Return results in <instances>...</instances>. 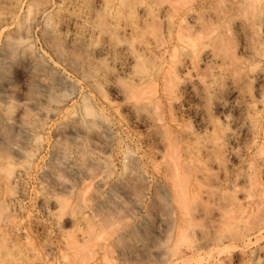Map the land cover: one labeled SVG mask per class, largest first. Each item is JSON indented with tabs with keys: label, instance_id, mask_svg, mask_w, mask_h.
<instances>
[{
	"label": "rangeland",
	"instance_id": "374dc122",
	"mask_svg": "<svg viewBox=\"0 0 264 264\" xmlns=\"http://www.w3.org/2000/svg\"><path fill=\"white\" fill-rule=\"evenodd\" d=\"M2 1L0 13H13L15 19L7 30L0 23V133L7 135L0 153L7 157L11 145H19L27 175L25 194L13 206L8 196L20 189L6 188V169L0 174V264H264V0H65L75 1L69 20L59 12L64 0H47L48 29L25 22L32 0L15 7ZM77 4L91 13L85 26L77 18ZM191 15H197L194 22ZM65 24L89 38L92 48L110 46L111 52L99 57L92 48L65 42ZM133 24L139 26L134 34ZM19 37L27 39L26 48L9 57L8 67L3 62L8 41ZM180 38L195 43V53ZM118 41L142 54L131 75L113 74L112 60L127 61ZM144 46L150 48L142 51ZM203 48L213 59L202 60ZM172 61L180 66L179 76L166 88L161 71ZM41 82L56 86L44 99ZM170 85L177 92L173 101L167 95ZM116 86L128 92V100L118 97ZM137 98L142 101L133 113L129 105ZM22 101H32V109L21 110ZM19 117L29 123L27 133L13 130ZM73 123L75 132L69 129ZM168 145L173 153L181 149L182 156L195 152V167L190 164L195 170L187 169L180 183L182 210L163 177L173 159L167 153L171 159L165 158ZM192 178L198 180L195 188ZM53 199L60 207L48 205Z\"/></svg>",
	"mask_w": 264,
	"mask_h": 264
},
{
	"label": "bare ground",
	"instance_id": "6f19581e",
	"mask_svg": "<svg viewBox=\"0 0 264 264\" xmlns=\"http://www.w3.org/2000/svg\"><path fill=\"white\" fill-rule=\"evenodd\" d=\"M2 1V0H1ZM5 3H9V4H7V5H12V6H17L18 4L19 5H21L20 4V0H3ZM2 1V2H3ZM33 1V2H32ZM31 2H32V5L31 6H29L28 7V10L27 11H25L26 12V14L24 13V16H25V18H24V20H25V22L28 24V25H30V26H35V25H42L43 27H46L47 29H48V27H47V25H49V22L47 21V19H48V17L49 16H45L46 15V7L47 6H49V5H45L44 3L47 1V0H32ZM68 1V0H67ZM67 1H61L60 3V10H59V12H62L64 15H66L67 17H68V20H69V16H68V13L69 12H74V11H72V10H74L71 6V3L73 2V1H71V3H68ZM21 2H23L22 0H21ZM25 2V1H24ZM23 2V3H24ZM57 2V1H56ZM59 2V1H58ZM4 3V4H5ZM75 3V1L72 3V4H74ZM108 3H110L109 1H108ZM27 4V3H26ZM44 4V5H43ZM47 4H48V2H47ZM80 4V3H79ZM0 5L1 6H3L1 3H0ZM23 5V4H22ZM78 5V4H77ZM76 5V6H77ZM5 6L6 5H4V8H5ZM11 6V7H12ZM44 6H46V7H44ZM74 6H75V4H74ZM79 6V5H78ZM83 6V5H82ZM9 7V6H8ZM80 7V6H79ZM109 7V6H108ZM27 8V7H26ZM81 8H83V7H80V9L78 8V10L77 11H79V14H77V18L80 20V22L82 21L83 22V20H85V19H88L89 17H92V16H90V14H88V13H86V12H84ZM111 8V7H110ZM0 9H1V7H0ZM18 9V8H17ZM23 9V8H22ZM48 9V8H47ZM109 9V8H108ZM5 10V9H4ZM8 10V9H7ZM14 10V9H13ZM50 10V9H49ZM49 10H47V11H49ZM76 10V9H75ZM2 11V10H1ZM0 11V12H1ZM108 11V10H107ZM112 11V10H111ZM118 11H119V9H118ZM3 12V11H2ZM5 12V11H4ZM23 12V11H22ZM58 12V10L56 11V13ZM76 12V11H75ZM109 12V11H108ZM62 13L61 14H59V13H57L58 15H62ZM13 14V13H12ZM12 14H8V13H0V23L2 24H5V26L4 27H6L5 29L7 30V26H10V25H14V19H13V17H12ZM22 14V13H21ZM20 14V15H21ZM52 14V13H51ZM70 14V13H69ZM191 14V13H190ZM263 14V13H262ZM17 15V14H16ZM15 15V16H16ZM48 15V14H47ZM76 15V14H75ZM93 15H94V13H93ZM14 16V15H13ZM23 16V15H22ZM63 16V15H62ZM196 17H197V15H195ZM194 15H191V18H192V20L193 21H191V22H194V19L196 18ZM262 16V15H261ZM19 17V16H18ZM51 17H52V15H51ZM21 18V17H20ZM60 18V17H59ZM63 18V17H62ZM76 18V19H77ZM94 18V17H93ZM89 19L91 22L93 21V20H95V19ZM18 19V18H17ZM46 19V20H45ZM51 19V18H50ZM50 19H48V20H50ZM76 19H73V20H76ZM188 19H190V18H188ZM19 20V19H18ZM67 20V19H66ZM71 20V19H70ZM72 20V21H73ZM88 20V21H89ZM191 20V19H190ZM61 21V20H60ZM71 21V22H72ZM78 21V20H77ZM77 21H76V23H77ZM87 21V20H86ZM85 21V22H86ZM22 22H24L23 20H22ZM63 22L64 23H66L65 21H64V19H63ZM79 22V21H78ZM94 22V21H93ZM195 22H196V20H195ZM18 23V22H17ZM25 23V24H26ZM60 23H62V22H60ZM63 23V24H64ZM75 23V22H74ZM74 23H73V25H74ZM84 23V22H83ZM88 23V22H87ZM96 24H97V22H95ZM15 24H16V21H15ZM20 24H22V23H20ZM20 24L19 25H17L16 27H18L19 26V28H20ZM26 24V25H27ZM68 24V23H67ZM81 24V23H80ZM85 24L86 23H84V24H82V25H84L85 26ZM91 24H94V23H91ZM23 25H24V23H23ZM27 25V26H28ZM51 25V24H50ZM58 25V24H57ZM60 25V24H59ZM98 25V24H97ZM96 25V26H97ZM1 26V25H0ZM2 26V27H3ZM76 26H78L79 28L81 27V26H79V24L78 25H76ZM120 27H121V25H119ZM126 26V25H125ZM12 27V26H11ZM24 27V26H23ZM36 27V26H35ZM39 27V26H38ZM53 27V26H52ZM54 27H55V25H54ZM61 27H62V25H61ZM64 28V30L62 29V31H64L63 32V39H64V41L65 42H69L70 44H78L79 46H81L82 48H86L87 50H89V49H91L92 47H91V44L90 43H92V42H89V38L87 39L86 38V36L85 35H80L79 34V32L78 31H76V30H70L69 28H68V26L65 24L64 26H63ZM69 27H71V25L69 24ZM87 27H90L89 29H91V26H87ZM87 27H86V29H87ZM127 27V26H126ZM255 27V26H254ZM31 28V27H30ZM37 28V27H36ZM46 28H44V29H46ZM75 27H73V29H74ZM78 28V29H79ZM94 28H96V27H94ZM131 29H130V31L134 34L135 32H137L138 30H139V26L137 25V24H133V25H131V27H130ZM10 29H12V28H10ZM15 29V28H14ZM20 29H23L22 28V26H21V28ZM20 29H15V30H20ZM25 29V28H24ZM26 29H29V26H28V28H26ZM43 29V30H44ZM46 29V30H47ZM50 30H49V32H51V30L53 29V28H49ZM60 29V28H59ZM89 29H87V30H89ZM96 29H100L99 28V26L96 28ZM3 30H4V28H3ZM3 30H1V32H3ZM5 30V31H6ZM85 30V29H84ZM92 30V29H91ZM98 30H96L97 32L96 33H98L99 31ZM103 31V29H100V32H101V34L100 35H103L104 34V32L102 33V31ZM104 30H106V29H104ZM107 30H109V29H107ZM106 30V31H107ZM125 30V29H124ZM22 31H24V30H22ZM29 30H27V31H25L26 32V35H28V32ZM48 31V30H47ZM46 31V32H47ZM59 31V30H58ZM62 31H60V33L62 32ZM80 31V30H79ZM86 31V30H85ZM90 31V30H89ZM95 31V29L93 30V32ZM111 31V30H110ZM0 32V33H1ZM54 32V33H53ZM82 32H83V30H82ZM81 32V33H82ZM86 32H88V31H86ZM85 32V33H86ZM92 32V33H93ZM108 32V31H107ZM111 32H114V31H111ZM119 32V31H118ZM117 32V33H118ZM121 32V31H120ZM44 33V32H43ZM52 33H53V36L56 34L55 33V31H53L52 30ZM89 33V32H88ZM95 33V34H96ZM2 34V33H1ZM23 34H25V33H23ZM46 34V33H45ZM47 34H48V32H47ZM46 34V35H47ZM84 34V33H83ZM116 34V32H114V35ZM120 34H122V33H120ZM22 35V34H21ZM49 35V34H48ZM50 35H51V33H50ZM58 35H60V34H58ZM98 35V34H97ZM99 35V36H100ZM112 35V34H111ZM109 36L111 39H112V36ZM113 35V36H114ZM119 35V34H118ZM57 36V35H56ZM54 36L55 38H57L58 37V39L60 38L59 36ZM62 36H61V39H62ZM89 37L90 36H92V35H88ZM104 36H106L105 34L103 35V37ZM107 36V37H108ZM116 36V35H115ZM114 36V37H115ZM45 37V36H44ZM52 37V36H51ZM93 37V36H92ZM102 37V38H103ZM114 37H113V40H114ZM14 38V37H13ZM13 38H11V39H13ZM47 38H48V41H49V36H47ZM55 38H53V39H55ZM109 38V39H110ZM9 39H10V37H9ZM16 39V38H15ZM11 40V41H8L9 43V45L8 44H6V45H8V49L6 50V55L7 56H5V54H3V57L5 56V58H4V60H3V62H4V64L5 65H7L8 67H9V65L11 64V62H10V56L12 57V56H14L15 54H16V52H17V50L19 49V48H21V50H22V47L25 49L26 47H24V45H25V41L26 42H28L27 41V39L24 41V39L23 38H21V37H19V38H17L16 40ZM58 39H55V40H58ZM91 39V38H90ZM104 39H105V37H104ZM108 39V40H109ZM110 39V40H111ZM184 39V38H183ZM182 38H180V41H185V40H183ZM46 40V39H45ZM120 40V39H119ZM7 41V40H6ZM47 41V40H46ZM50 41H53V40H50ZM63 41V42H64ZM105 41V40H104ZM58 42H59V40H58ZM61 42V41H60ZM111 42H112V40H111ZM114 43H115V40L113 41ZM7 43V42H6ZM53 43V42H52ZM51 43V44H52ZM56 43V42H55ZM68 43V44H69ZM107 43H110L109 41L107 42ZM119 41H118V45H119ZM184 44L186 43V45H187V47L186 48H188V49H190L191 50V52L192 53H195V47H196V45H195V43H193V42H191V41H189V40H186L185 42H183ZM60 44V43H59ZM64 45H65V43H63ZM55 45H58V43H56ZM67 45V44H66ZM71 45V46H72ZM104 45V44H103ZM110 45V44H109ZM114 45V44H113ZM113 45H112V47H113ZM114 46H116V45H114ZM119 46H121V48H120V50H122L123 52H122V54L124 55V56H126V60L127 61H123V59H125V58H120V59H116V60H112L113 61V64H111L112 66H113V69H114V71H113V74L115 75V76H117V77H119L120 75L122 76V75H124V76H126L125 74H129V75H131V73L135 70V67H136V65H137V63L139 62V59L141 58V53L139 52V51H136V50H134L133 48H132V46L131 45H124L123 43L122 44H120ZM58 47V46H57ZM69 47V46H68ZM67 47V48H68ZM110 47V46H109ZM109 47H104V48H100V49H97V48H92L91 49V52L93 53V52H95V53H98V56H99V54H102L103 52H105V50H108V51H110L111 50V48H109ZM147 48H150L149 46H146ZM145 46H144V48H142V51H147V48H146ZM61 49L62 47H61V45L57 48V50L58 49ZM64 48V47H63ZM81 48V49H82ZM116 48V47H115ZM118 48V47H117ZM197 48V47H196ZM29 49V48H28ZM55 49V48H54ZM77 49V48H76ZM204 49V50H203ZM203 49H200V50H202L201 52H199V54L200 55H202V60H204L205 62H207L206 61V59H209V58H212V57H214V56H212L213 54L210 52V51H205V48H203ZM31 50V49H30ZM30 50H27L28 51V53H29V51ZM82 50H84V49H82ZM87 50H85V51H87ZM120 50H119V52H120ZM199 50V51H200ZM62 51H63V49L61 50V51H56L55 50V52L57 53V52H60V55H61V53H62ZM81 51V50H80ZM90 51V50H89ZM32 52V51H31ZM65 52H67V51H65ZM72 52V51H71ZM91 52H89V53H91ZM111 52V51H110ZM115 52H116V50H115ZM23 53V52H22ZM25 53V52H24ZM64 53V52H63ZM62 53V54H63ZM91 53V54H92ZM26 55H27V52L25 53ZM31 54V53H30ZM30 54H28V55H30ZM67 54V53H66ZM84 54V53H83ZM111 54H113V51H112V53ZM115 54V53H114ZM118 54H120V53H118ZM117 53H116V55H118ZM199 54L197 55V58L199 59H201V57H198L199 56ZM2 55V54H1ZM33 55V54H32ZM57 55H59V53H57ZM87 55H88V52H87ZM90 55V54H89ZM96 55V54H95ZM104 55H106V54H104ZM104 55H103V58H106V57H104ZM121 55V54H120ZM17 56V55H16ZM93 56V55H92ZM111 56V55H110ZM124 56H121V57H124ZM2 57V58H3ZM24 57V56H23ZM66 57V56H65ZM71 57H72V55H71ZM81 57V56H80ZM100 57V56H99ZM109 57V56H108ZM114 57H115V55H114ZM28 58V57H27ZM29 58H31V55H30V57ZM34 58V57H33ZM102 58V57H101ZM110 58V57H109ZM113 58V57H112ZM116 58V57H115ZM115 58H113V59H115ZM119 58V57H118ZM15 59V58H14ZM22 59V58H21ZM26 59V58H25ZM82 59H84L83 57H82ZM122 59V60H121ZM196 60V61H198V62H200L199 60ZM213 59V58H212ZM211 59V60H212ZM77 60V59H76ZM103 60V59H102ZM128 60L130 61L129 63H128ZM201 60V61H202ZM210 60V59H209ZM208 60V61H209ZM12 61V60H11ZM104 62L106 61V60H103ZM108 61V60H107ZM109 61H111V60H109ZM27 62V61H26ZM30 62V61H29ZM68 62V61H67ZM71 62V61H70ZM88 62V61H87ZM203 62V61H202ZM15 63V62H14ZM24 63V62H23ZM28 63V62H27ZM82 63V62H81ZM107 63V62H106ZM201 63V62H200ZM3 64V65H4ZM26 64V63H25ZM46 64H48V62L46 63ZM45 64V65H46ZM51 64V63H50ZM71 64H72V62H71ZM77 64H79V63H77ZM198 64V63H197ZM205 64V63H204ZM30 65V64H29ZM49 65V64H48ZM54 65H56V64H53V66H52V68L54 67ZM86 65V64H85ZM31 66V65H30ZM38 66V65H37ZM69 66H71V65H69ZM75 66H78V65H76L75 64ZM80 66V65H79ZM112 66H109V67H111V69H112ZM11 67V66H10ZM109 67L107 68V69H109ZM177 67H180V66H178L177 65V63L176 62H174V61H172V63L170 64V67H168V70L167 69H162V71H161V76H162V78H163V83L165 84V87L167 88L168 86H169V84H171L172 82H173V80L177 77V76H179L178 75V73H177ZM6 68V67H5ZM29 68V67H28ZM46 68V67H45ZM181 68H182V66H181ZM30 69V68H29ZM55 69V68H54ZM77 69V68H76ZM80 69V68H79ZM110 69V70H111ZM43 70H46V69H43ZM43 70H41V71H43ZM103 70H104V68H103ZM56 71V70H55ZM47 73V72H46ZM49 73V72H48ZM55 73V72H54ZM110 73V72H109ZM19 74V73H18ZM31 74V73H30ZM90 74V73H89ZM95 74V73H94ZM47 76V75H46ZM48 76L50 77V75L48 74ZM110 76V75H109ZM128 76V75H127ZM42 77V76H41ZM41 77H40V79H41ZM52 77V76H51ZM50 77V78H51ZM111 77V76H110ZM43 78V77H42ZM48 78V77H47ZM49 78V80L51 81V79ZM96 78H97V76H96ZM101 77H99V79H100ZM35 79V78H34ZM54 79V78H53ZM94 79H95V77H94ZM105 79V78H104ZM115 79V78H114ZM118 79H120V78H118ZM133 80H136V81H138V82H142V79H140L139 77H133L132 78ZM37 80H39V79H37ZM45 80V79H44ZM44 80H42L41 79V81H44ZM46 80H48V79H46ZM98 80V79H97ZM53 81V80H52ZM52 81H51V83H52ZM99 81H101V80H99ZM103 81V80H102ZM101 81V82H102ZM63 82V81H62ZM100 82V83H101ZM105 82H106V80H105ZM67 83V82H66ZM96 83V82H95ZM104 83V82H103ZM108 83H109V81H108ZM36 84H38V83H36ZM111 84V83H110ZM114 84V83H113ZM69 85V84H68ZM107 85V84H106ZM7 86V85H6ZM171 86V85H170ZM52 86L49 84V83H47V82H41L40 83V86H39V90H40V97L41 98H46L47 96H48V94L50 93V91H51V89L53 88V87H56V86H53L52 88H51ZM58 87V86H57ZM172 87V89L170 90V92L166 89L165 90V92L167 91V95H169L170 97H171V100L173 101V98H174V95L175 94H177V92H175V90L176 89H174L173 88V85L171 86ZM177 87L179 88V86L177 85ZM61 88V87H60ZM114 88H116L115 90H116V94L118 95V97L119 96H121L124 100H128V92L123 88V87H114ZM176 88V87H175ZM53 89H55V88H53ZM59 89V88H58ZM168 89H170V88H168ZM56 90V89H55ZM54 90V91H55ZM114 90V89H113ZM1 91H4V90H2L1 89ZM7 91V90H6ZM10 91V90H9ZM12 91V90H11ZM10 91V92H11ZM59 92H60V90H58ZM64 91V90H63ZM8 93V92H7ZM35 93V92H34ZM38 93V92H37ZM32 94V93H31ZM65 94V93H64ZM55 95H56V93H55ZM1 96H3L2 95V93H1ZM33 96V95H32ZM37 97H38V95H36ZM36 96H34V97H36ZM36 97V98H37ZM51 97V96H50ZM50 97L48 98V99H50ZM6 98L7 97H5V96H3L2 97V101H4V100H6ZM30 98H32V97H30ZM29 98V100H31ZM53 98V97H52ZM38 99H40L39 97H38ZM174 99H176V97L174 98ZM33 100V99H32ZM35 100V99H34ZM37 100V99H36ZM135 102H133L134 104H131L130 103V105H129V109H130V111H134L133 113H135V105L138 107V103L139 102H141L142 100L141 99H139V98H137V99H133ZM169 100H170V98H169ZM170 100V101H171ZM11 101V100H10ZM25 101H28V100H25ZM40 101H41V99H40ZM176 101V100H175ZM22 102H24V101H22ZM29 102H32V101H29ZM29 102L27 103H23L22 105H21V110H23V109H27V108H31V107H29L30 106V104H29ZM34 102V101H33ZM37 102V101H36ZM109 102H111V101H109ZM6 103V102H5ZM4 103V104H5ZM8 103V102H7ZM135 103H137V104H135ZM3 104V105H4ZM38 104H40V103H38ZM42 104V103H41ZM40 104V105H41ZM45 104V103H44ZM43 104V105H44ZM111 104V103H110ZM32 105V104H31ZM47 105V104H46ZM33 106H34V104H33ZM75 106V105H74ZM18 107H20V105L18 106ZM36 107H37V105H36ZM39 107V106H38ZM42 106H40V108H41ZM44 107V106H43ZM43 107H42V109H43ZM7 108V107H6ZM23 108V109H22ZM2 109V108H1ZM3 109H5V108H3ZM2 109V110H3ZM32 109V108H31ZM34 109H35V107H34ZM41 109V110H42ZM128 109V110H129ZM241 109V108H240ZM8 110V109H7ZM6 110V111H7ZM19 110V109H18ZM37 110V109H36ZM36 110H35V112H36ZM40 110V109H39ZM44 110V109H43ZM136 110H137V108H136ZM25 111H28V110H25ZM30 111V110H29ZM34 111V110H33ZM51 111V110H50ZM1 112H4L5 113V115L7 114L5 111H1ZM40 112V111H39ZM55 112V111H54ZM65 112V111H64ZM69 112V111H68ZM131 112V113H132ZM42 114H43V116H45V117H48L49 118V114H48V112H46V113H43V111L41 112ZM52 113H53V111H52ZM136 113H139V112H136ZM3 114V113H2ZM66 114V113H65ZM71 114V113H70ZM90 114V113H89ZM88 114V116H90ZM34 115V114H33ZM75 115H77V114H75ZM92 115V114H91ZM134 115V114H133ZM20 116V115H19ZM68 116V115H67ZM71 116V115H70ZM73 116H74V113H73ZM93 116V115H92ZM137 116V118H139V116H140V114H138V115H136ZM6 117V116H5ZM4 117V118H5ZM36 117H37V115H36ZM39 117V116H38ZM41 117V116H40ZM44 117V118H45ZM94 117V116H93ZM93 117H92V121H93ZM135 117V116H134ZM149 117V116H148ZM20 118V117H19ZM91 118V116L89 117V119ZM136 118V119H137ZM147 118V117H146ZM21 119V118H20ZM30 119V118H29ZM34 119H36V118H34ZM46 119V118H45ZM66 119V118H65ZM69 119V118H68ZM71 119V118H70ZM87 119V118H86ZM147 119H150V118H147ZM1 120H2V118H1V116H0V124H1ZM6 120V119H5ZM15 120V119H14ZM88 120V119H87ZM138 120V119H137ZM136 120V121H137ZM141 119H139L137 122H139ZM143 120H145L144 118H143ZM142 120V121H143ZM31 121V120H30ZM66 121V120H65ZM73 121H75V119L73 120L72 119V121L71 122H73ZM89 121V120H88ZM91 120L89 121V122H91V123H93ZM2 122H3V120H2ZM10 122H12V121H10ZM32 122V121H31ZM75 122H77V121H75ZM148 122V121H147ZM151 122V121H150ZM62 123V122H61ZM64 123V122H63ZM63 123H62V125H63ZM68 123V122H67ZM152 123V122H151ZM3 124V123H2ZM72 124V123H71ZM71 124H69L70 125V127H69V129H70V131H72V132H75L76 130H77V128H78V126H75V123H73L74 125H71ZM90 124V123H89ZM12 125H13V130H15V129H17L18 130V133L19 132H23V134L24 133H27L29 130H30V126H29V123L27 122V120L25 121H23L22 119L21 120H15V122L13 121L12 122ZM61 124H60V126L62 127V129H61V127H60V131L62 130H64V128H63V126H62ZM77 125V124H76ZM2 126V125H1ZM58 126H59V124H58ZM65 126H67L66 124H65ZM10 127V126H9ZM4 128V127H3ZM67 128V127H66ZM65 128V129H66ZM103 128V127H102ZM108 128V127H107ZM32 129H33V127H32ZM37 129V128H36ZM59 129V128H58ZM101 129V128H100ZM103 130H105V129H103ZM11 132H12V130H10ZM61 131V132H62ZM65 131V130H64ZM68 131V130H67ZM106 131V130H105ZM14 132V131H13ZM12 132V133H13ZM61 132H60V136H61ZM8 134H9V132H7ZM6 134V133H5ZM11 134V133H10ZM14 134V133H13ZM21 134V133H20ZM30 134V133H29ZM63 134V133H62ZM68 134H69V132H68ZM235 134V133H234ZM12 135V134H11ZM22 135V134H21ZM25 135H27V134H25ZM24 135V136H25ZM5 136H7V135H3V132L2 133H0V146L3 144H5L6 142H5V139H7ZM28 136H30V135H28ZM32 136V135H31ZM64 136V135H63ZM75 136V135H74ZM103 136V135H102ZM226 136V135H225ZM22 137V136H21ZM32 137H34V136H32ZM73 137V136H72ZM76 137V136H75ZM104 137V136H103ZM102 137V138H103ZM23 138V137H22ZM28 138L29 137H27V139L26 140H28ZM31 138V137H30ZM24 139H25V137H24ZM105 139V138H104ZM226 139H227V137H226ZM228 139H230V141H231V139H232V137L231 136H228ZM25 140V141H26ZM228 140H226V142H227ZM237 141V140H236ZM27 142V141H26ZM102 142H103V140H102ZM105 142V141H104ZM103 142V143H104ZM107 142V141H106ZM232 142V141H231ZM10 143V142H9ZM12 143V142H11ZM10 143V144H11ZM229 143V142H228ZM14 145H17L16 143H13ZM13 144L11 145V147H10V154L7 152L8 150H6V152L9 154V156H7V157H4V156H2L3 154L2 153H0V172H2L4 169H6V171L4 172V173H6V175H5V183H6V188H8V187H10V186H15V187H19L18 188V190L17 189H15V190H17V191H19V189H20V195L18 194H16V195H13L12 193L7 197L8 199V201H9V203L11 204V205H13V206H18L19 204H18V202H19V198L21 199V197L20 196H22L23 195V193H24V189H23V179H24V177H25V175H27L26 174V171H27V167L25 166V165H23L22 164V162H21V159H22V157H23V151L21 152L19 149H17L18 147H19V145H18V147L16 148V147H14L13 146ZM2 145V146H3ZM6 146V145H5ZM8 146V148H9V145H7ZM169 146V145H168ZM211 147H212V145H211ZM220 147V146H219ZM3 148V147H2ZM167 148V147H166ZM179 148V147H178ZM208 148V147H207ZM180 149V148H179ZM195 149V148H194ZM3 150V149H2ZM172 150H173V148H172ZM177 150V149H176ZM187 150V152H189V147H188V149H186ZM208 150H211L210 148L208 149ZM179 151H182L181 149L180 150H177L176 151V153H173V152H175L174 150H173V152L171 151V149H170V146L166 149V152H165V150H164V155L166 156V153L169 155H171L172 157H173V159H171L170 157H168V158H170L171 160H169V165H167V167H168V169L165 171V176H163V177H165L166 178V180L165 181H167V185H168V187H169V189H170V191H171V195H172V198H173V202L176 204V205H179V206H184L183 205V201H185L184 199H183V196L184 195H182V189H181V187L183 186L182 184H180L181 183V179H184V177L186 176L185 175V173H187V169H189L190 170V172L192 171V169L193 170H195V152H192V153H188V154H185V156L183 155H181V153H179ZM195 151V150H194ZM56 152V151H55ZM187 152H184V153H187ZM210 152H212V151H210ZM209 151H208V153H210ZM4 153V152H3ZM96 153V152H95ZM2 154V155H1ZM57 154H59V152H57ZM96 155H98V154H96ZM167 155V156H168ZM56 156V154H54V157ZM94 156V155H93ZM102 156V155H101ZM100 156V154H99V156L98 157H101ZM165 156H163V157H165ZM167 156L165 157V158H167ZM58 157H59V155H58ZM96 157V156H95ZM95 157H93V158H95ZM97 157V158H98ZM161 157H162V154H161ZM184 157H185V162L186 161H188L189 163H187L188 164V166H187V164L183 161L184 160ZM53 158V157H52ZM55 158H57V157H55ZM167 158V159H168ZM96 159V158H95ZM104 159V158H103ZM102 160V159H101ZM53 161V160H52ZM96 161H97V159H96ZM170 161H171V163H170ZM105 162V161H104ZM103 161H101V163H100V160H99V163L100 164H103L104 163ZM165 162H166V160H165ZM96 163H98V161L96 162ZM167 163V162H166ZM165 163V164H166ZM64 164H65V162H64ZM69 164V163H68ZM105 164V163H104ZM103 164V165H104ZM190 164H192V166H194L193 168L192 167H190ZM68 167H70V166H68ZM165 167H166V165H165ZM64 168H66V165L64 166ZM63 170V169H62ZM188 170V171H189ZM65 171V170H64ZM194 172V171H193ZM0 174H2L3 175V172L2 173H0ZM192 174H195V173H192ZM185 175V176H184ZM184 176V177H183ZM3 177V176H2ZM196 178V177H195ZM195 178L193 179L192 178V180H194V183H193V188H195ZM199 178V177H198ZM26 180V179H25ZM100 180H102V179H100ZM99 180V181H100ZM99 181H96V183L98 182L99 184H101V181L99 182ZM188 181V180H187ZM198 181V180H197ZM197 181H196V183H197ZM25 182V181H24ZM105 182V181H104ZM191 182V181H190ZM193 182V181H192ZM191 182V183H192ZM26 183V182H25ZM182 183H183V180H182ZM189 184V185H191L192 186V184ZM104 184V183H103ZM188 184V183H187ZM5 185V184H4ZM25 185V184H24ZM98 185V184H97ZM96 185V186H97ZM182 185V186H181ZM8 186V187H7ZM191 186H186V187H188V188H190ZM1 185H0V189H1ZM98 187V186H97ZM11 188V187H10ZM9 188V189H10ZM192 188V190H194ZM14 189V188H13ZM191 189V188H190ZM186 190V189H185ZM188 190V189H187ZM189 191V190H188ZM191 191V190H190ZM189 191V193H191ZM185 192H187V191H185ZM193 192V191H192ZM15 193V192H14ZM16 193H18V192H16ZM188 193V192H187ZM25 194V193H24ZM25 196V195H24ZM24 198V197H23ZM185 198V197H184ZM44 199V198H43ZM186 199V198H185ZM58 200V199H57ZM46 201V200H45ZM48 201V200H47ZM50 201V200H49ZM58 202H59V204H58ZM186 203V202H185ZM21 204V203H20ZM52 205V207H54V209L56 208V207H60L59 205H61L60 204V201H55L54 199H53V201H50V202H48V205ZM21 206V205H20ZM14 208V207H13ZM18 208V207H17ZM185 208V206L183 207V208H181L180 210H182V209H184ZM50 209H51V207H50ZM58 209V208H57ZM61 209H62V207H61ZM60 208H59V210L57 211V210H55L56 211V214L61 210ZM51 210H53V209H51ZM180 212H182V211H180ZM183 214H182V216L184 215V212H182ZM50 215L53 217L52 218V220L53 219H55L56 221L58 220V219H56V216H55V213H53V211L51 212L50 211ZM50 215H49V217H50ZM185 216H186V214H185ZM59 217V216H58ZM186 218V217H185ZM182 220V219H181ZM59 221V220H58ZM57 221V222H58ZM187 222V221H186ZM55 223V222H54ZM181 223H182V221H181ZM183 223H185V221H183ZM58 224V223H57ZM82 238H83V235H82ZM142 243V242H141ZM140 244V243H139ZM143 247V246H142ZM158 249V248H157ZM172 256V255H171ZM210 257V256H209ZM172 258V257H171ZM174 258V257H173ZM166 259V258H165ZM177 259V258H176ZM212 259H214L213 257H212ZM171 260V259H170ZM208 260V259H207ZM166 261H169V260H166ZM173 262V261H172ZM182 262H183V259H182ZM210 262H212V261H210ZM180 263V262H179ZM214 263H215V260H214ZM217 263V262H216ZM220 263V262H219ZM219 263H217V264H219ZM206 264H207V262H206ZM210 264V263H209ZM212 264V263H211Z\"/></svg>",
	"mask_w": 264,
	"mask_h": 264
}]
</instances>
